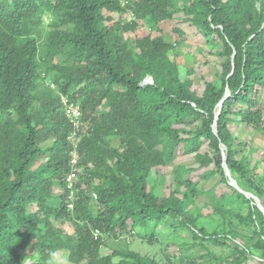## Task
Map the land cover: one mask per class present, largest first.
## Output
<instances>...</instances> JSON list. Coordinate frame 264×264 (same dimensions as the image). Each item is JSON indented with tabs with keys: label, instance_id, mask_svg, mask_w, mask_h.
<instances>
[{
	"label": "trees",
	"instance_id": "trees-1",
	"mask_svg": "<svg viewBox=\"0 0 264 264\" xmlns=\"http://www.w3.org/2000/svg\"><path fill=\"white\" fill-rule=\"evenodd\" d=\"M180 12L222 60L219 78L204 79L201 93L192 87L195 71L170 58L176 42L163 32L152 36ZM47 75L56 90L41 87ZM148 75L153 83L143 85ZM62 94L81 101L77 129ZM236 125L264 134V0H0V264H54L61 250L72 264H157L135 251L101 254L105 237L158 238L137 230L151 223L186 230L203 246L232 247L224 257L207 249L205 261L193 264L249 257L264 264V212L230 184L221 144L233 178L263 205L264 156L254 154L264 146L252 147L232 131ZM75 129L83 170L70 207ZM180 152L207 168L199 179L218 182L198 187L195 168L175 163ZM169 164L168 179L159 168ZM157 178L169 194H161ZM221 182L230 193H216ZM207 192L205 206L219 201L215 210L251 226L246 244L227 224L223 233L211 230L203 210L188 209ZM66 222L73 234L62 229Z\"/></svg>",
	"mask_w": 264,
	"mask_h": 264
},
{
	"label": "rangeland",
	"instance_id": "rangeland-1",
	"mask_svg": "<svg viewBox=\"0 0 264 264\" xmlns=\"http://www.w3.org/2000/svg\"><path fill=\"white\" fill-rule=\"evenodd\" d=\"M176 18L167 22H163L159 25L158 29L152 30V36L159 35L160 32H163L166 36V38L171 42H176V48H174V52L170 53V58L173 59V61H176L179 65H183L186 67H189L190 70H194L195 74H192V78H194V84L193 89L197 92L203 91L204 88V79H209L211 81H216L218 77V72L221 67L222 60L218 58L214 50L211 49L210 45H208L203 38H200V35L193 32V28L190 24L185 22L184 18L185 15L183 13H177ZM52 20L51 15H47L45 18V25L44 29L47 28L48 23ZM180 26L181 30L184 31V34H178L174 29ZM187 27L189 32L191 34H188V32H185ZM188 56H191L192 60H188ZM182 69V68H181ZM182 76H184V73H182ZM188 79L192 80L190 77ZM51 87L56 90V85L53 82V78L51 75H47L44 77L43 84H41V87ZM42 90V88H41ZM44 90V88H43ZM43 92V91H42ZM229 96V94L227 95ZM63 98H68V96L63 95ZM73 105L76 107H80L82 109L81 101H75L71 100V98H68ZM82 115L78 117V121H81ZM232 131L237 134L239 132L240 135H242L243 139L250 144L252 147H262L264 146V134L254 131L250 129L246 125H236L235 127H232ZM69 139L73 141V149L71 152L72 160L71 164L72 167H74L75 172L77 173V176L82 172L83 166L78 165L79 160V154H78V136L74 133L69 135ZM208 149H206L205 152H207ZM46 155V154H45ZM256 158H260L264 156V152L262 149H259L257 153L254 154ZM46 158H41L39 163L45 162ZM176 164L185 163L188 164V167L195 168V171L191 174V177L193 178L195 184L198 185V187H203V190H209L211 189L216 182H218V178H212L210 180H202L198 178V175L202 172H205L207 168L204 166H199L198 163H196L194 157L188 156L180 152L178 158L175 161ZM198 168V169H197ZM264 162L260 165L258 172L263 173L264 171ZM197 169V170H196ZM160 173L166 174L169 179L170 172L173 171V167L171 164L166 167H160L159 168ZM75 177V179L77 178ZM159 189L161 190V194H169L170 190L168 189H161L163 187V184L160 183V179L157 178L156 181ZM167 183L169 184L170 181L168 180ZM68 186V185H67ZM70 194L68 196V199L70 201L69 206L73 207V199L75 198V182L73 186H68ZM59 190V189H58ZM158 191V190H157ZM245 191V190H244ZM56 193H59L60 191H55ZM221 192H228L230 193V189L228 186H226L225 183H220L216 187V193L220 194ZM247 192V191H246ZM244 193V192H242ZM218 194V195H219ZM246 194V193H245ZM93 198L96 201V193L94 192ZM247 195V194H246ZM249 197V195H247ZM75 200V199H74ZM210 200V196L207 193H203V197L200 198L196 203L193 205H190L191 207H188V209H195L197 210V215H199V211H202V217L203 221L206 222V220H209V227L210 229H214L216 226L218 228V231H222V227L224 224L228 225V228L231 232H233V235L236 239V242L239 245H244L249 239V236L252 232L251 226L246 225L245 223L240 222V217L235 214L227 213L223 215L219 211L215 210V205L219 204V201H215L213 204V208L210 206H205V203ZM225 201H230V197H226ZM58 199H51L50 203H56L58 204ZM227 207H230L229 203L226 202ZM233 206L234 209L237 211L243 213L245 215L247 213L246 208H237ZM224 217V219H223ZM66 232H69L73 234L74 227L70 222H66L63 225H61ZM149 228H139L137 229L140 233H150L153 231H157L159 237L156 239L148 240L143 239L140 236H136L131 233H125L120 235L118 238L115 237H105V245L102 247L101 254L102 255H110L114 252H118L119 250H129V251H135L139 252L142 255H148L150 258H153L154 261L157 264H193L192 261H205L204 259H201L202 254L207 253V249L210 251L217 253L220 256H228L233 251L232 247H222L220 245H216L211 241H205L204 246L200 245L195 241V238L193 235L186 231V230H178L176 232H173V230L169 226H165L163 223L160 224H154L151 223ZM99 233V232H97ZM223 233V232H221ZM232 234V233H231ZM116 261L119 260V257L116 256L114 258ZM54 264H72L67 257V251L61 250L53 258ZM228 261L227 264H231L233 262ZM258 259H254L252 257H249L246 264H262L261 262L257 261ZM32 262L28 259L25 264H31Z\"/></svg>",
	"mask_w": 264,
	"mask_h": 264
},
{
	"label": "water",
	"instance_id": "water-1",
	"mask_svg": "<svg viewBox=\"0 0 264 264\" xmlns=\"http://www.w3.org/2000/svg\"><path fill=\"white\" fill-rule=\"evenodd\" d=\"M145 82H149L148 78L146 79ZM228 94H230L229 91H228L227 95H228ZM222 106H223V102L220 103L219 110H218L217 115H216V122H215V124H214V129H215V131H217V119L219 118V115H220V113H221ZM221 146H222V150L224 151V162H223V166H224V169H225L226 175H227L228 178H229V182H230V184L233 185L234 187H236L237 189H239L241 192H244V193H246L247 195L254 197V199H255V201H256L258 207L264 212V205L261 203L260 199H259L257 196L253 195L252 193H249V192L244 191V190L239 186V184L237 183V181L233 178V176L231 175V171H230V169H229V167H228V164H227V154L225 153V149H226V147H225V145H223V144H221Z\"/></svg>",
	"mask_w": 264,
	"mask_h": 264
},
{
	"label": "clouds",
	"instance_id": "clouds-1",
	"mask_svg": "<svg viewBox=\"0 0 264 264\" xmlns=\"http://www.w3.org/2000/svg\"><path fill=\"white\" fill-rule=\"evenodd\" d=\"M148 78V80H149V82H145L146 81V79ZM147 83H153V78L150 76V75H148V76H146V78L144 79V81H143V85L144 84H147ZM69 98V97H68ZM68 98H63V94L61 95V101H62V103H63V109H64V113H65V115L69 118V120H70V122H72L73 124H74V126H75V128L77 129L78 127H79V125L81 124V121H78L77 119H78V117L80 116V115H82V109L80 108V107H76L75 105H73V103H71L70 101H69V99ZM70 104H72L79 112H80V114L78 115V116H70V115H68L67 114V108H66V106L67 105H70ZM76 129L72 132V133H74V134H76L77 135V132H76ZM71 133V134H72ZM72 141V140H71ZM72 143H73V141H72ZM72 160V159H71ZM75 171V169H74V167H73V169H72V171L71 172H69V174H68V176H67V185L68 186H73V184H74V182H75V177L77 176V173H76V175L72 178V180H71V182L68 180V178L70 177V175H71V173L72 172H74Z\"/></svg>",
	"mask_w": 264,
	"mask_h": 264
},
{
	"label": "built area",
	"instance_id": "built-area-1",
	"mask_svg": "<svg viewBox=\"0 0 264 264\" xmlns=\"http://www.w3.org/2000/svg\"><path fill=\"white\" fill-rule=\"evenodd\" d=\"M67 108V114L70 115V116H78L80 114V112L72 105H67L66 106ZM76 175V172H72L70 177L68 178V180L71 182L72 178Z\"/></svg>",
	"mask_w": 264,
	"mask_h": 264
},
{
	"label": "crops",
	"instance_id": "crops-1",
	"mask_svg": "<svg viewBox=\"0 0 264 264\" xmlns=\"http://www.w3.org/2000/svg\"><path fill=\"white\" fill-rule=\"evenodd\" d=\"M244 264H246V263H244Z\"/></svg>",
	"mask_w": 264,
	"mask_h": 264
}]
</instances>
